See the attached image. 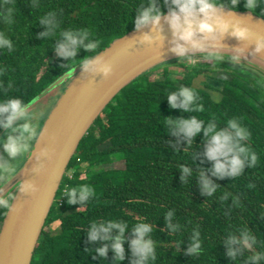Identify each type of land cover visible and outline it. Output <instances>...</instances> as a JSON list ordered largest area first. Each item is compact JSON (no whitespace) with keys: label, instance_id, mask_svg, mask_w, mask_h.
Here are the masks:
<instances>
[{"label":"trees","instance_id":"trees-1","mask_svg":"<svg viewBox=\"0 0 264 264\" xmlns=\"http://www.w3.org/2000/svg\"><path fill=\"white\" fill-rule=\"evenodd\" d=\"M150 0H0V32L15 45L14 51L0 50V99L19 97L25 102L37 97L51 83L75 66L56 54L59 33L69 28H87L93 39L100 40L96 53L83 48L80 60L96 55L110 42L135 28L137 6ZM226 5L230 0H224ZM164 12V0H157ZM227 8H230L226 6ZM9 8H14V23L6 22ZM232 9V8H231ZM235 10H248L244 0ZM54 12L58 24L55 35L42 36L48 30L42 16ZM264 18V0L251 11ZM78 63V62H77ZM70 64L69 67H67ZM182 68L181 76L170 66ZM246 64L224 61L197 63L190 68L178 60L168 61L138 76L124 87L98 115L82 137L64 173L55 199L44 223L31 264H117L109 249L100 258L95 249L103 241L91 242L88 228L93 220L116 218L129 224L125 233V259H136L130 250L134 238L132 225L145 218L154 227L151 234L157 246L154 264H244L247 257L264 251V87L258 86ZM223 74L227 81L215 77ZM9 81L12 86L9 88ZM195 87L202 97L205 112L185 113L173 109L167 93L180 85ZM203 119L213 116L224 121L242 118L252 133L251 147L259 156L255 168L245 167L240 177L220 179L212 175L213 162L204 155L203 133L191 147L182 138L169 135L162 121L167 118ZM220 127H226L220 123ZM3 129H0V133ZM193 170L188 183L181 179L180 165ZM214 184L217 193L203 194L199 171ZM89 183L97 195L87 202L69 205L63 192L67 187ZM251 185V187H250ZM229 193L227 200L220 197ZM239 200V204L236 200ZM174 211L172 232L167 227V213ZM6 210L0 209V225ZM257 243L242 247L236 259L227 255L229 233L239 237L244 227ZM201 233L204 253L187 252L194 231ZM117 233L114 230L112 236ZM260 264H264L261 261Z\"/></svg>","mask_w":264,"mask_h":264},{"label":"clouds","instance_id":"clouds-1","mask_svg":"<svg viewBox=\"0 0 264 264\" xmlns=\"http://www.w3.org/2000/svg\"><path fill=\"white\" fill-rule=\"evenodd\" d=\"M240 3L241 0H230L229 5H226L224 0H164V7L167 8V13H165L161 7L157 6V0H150L146 7L143 4L137 6L134 19L135 28L139 30L151 25L159 32L163 18L172 31L173 39L170 50L190 68L195 67L199 59L213 61L216 65L224 61H229L232 65L243 64L247 60L244 48L225 49L221 43L226 34L239 41H251L253 38L247 26L239 22L233 23L224 15L223 10L226 6L236 9ZM257 4L258 0H244V7L249 11H254ZM37 6L36 0H33V7ZM13 13L14 8H9L5 17L8 24L14 23ZM54 17V12H48L41 17L40 22L48 28L47 31L41 33L42 36L56 34L58 24ZM59 36L60 41L55 48L59 57L71 61L75 66L78 65L85 72L99 71L105 76L112 73V65L98 59L96 55L76 59L81 48L96 53L100 47V40L93 39L89 29L69 28L60 32ZM142 40L150 43L153 37L145 34ZM14 47L13 42L3 32H0V50H7L11 53ZM260 56H264V39L255 40L253 59L260 60ZM69 66L70 64L67 67ZM245 69L251 73L258 86L264 87V71L250 62L242 70ZM3 71L4 69H0V74ZM74 71L75 67H71L69 74ZM215 78L224 81L228 79L223 74ZM11 86L12 81H9L8 87ZM0 90H3L7 96L3 84H0ZM167 100L171 108L182 109L185 113L203 114L205 112L202 97L195 87L182 84L167 93ZM36 103L35 98L27 102L19 97L0 99V129L4 130L3 135H0V147L9 158L0 162V187L8 185L17 176L24 160L31 153L34 142L42 133L39 121L43 120L46 114L30 111ZM221 122L225 123L226 127H220ZM162 124L169 135L182 137L189 147L192 146L195 138L203 133L204 155L213 162L210 171L215 177L237 178L243 174L245 167L255 168L258 164L259 156L250 144L252 133L240 117L232 116L220 121L215 116L206 120L193 115L187 118H167L162 121ZM180 171L181 179L187 184L193 170L181 164ZM199 181L203 194L211 197L217 193L219 185L208 179L202 169L199 171ZM29 190L35 192L36 188L32 184L20 182L11 191L0 194V209L10 210L13 207L15 192ZM63 195L67 196V203L72 205L83 204L95 197L97 193L94 186L83 183L67 187ZM229 195L225 192L220 198L227 200ZM236 203L239 204L238 199ZM174 215V211L167 213V227L172 232L178 230V225H173L171 222ZM128 229L127 222L116 218L93 220L88 228V239L91 242H104L101 247L95 249V253L100 258L106 257L111 249L117 264H121L125 259L124 241ZM114 230L117 234L112 236ZM153 231V225L145 218L135 220L132 225L134 238L129 245L132 255L136 258L132 264H154L156 261L157 246L151 237ZM200 236L201 233L198 230L194 231L192 244L187 249V252L193 256H200L204 253ZM226 243L228 245L227 255L236 259L242 247L234 248L233 245L252 247L257 243V238L245 226L240 229L239 237L234 233H229ZM261 246L264 247V244ZM261 261H264V251L247 257L244 264H260Z\"/></svg>","mask_w":264,"mask_h":264},{"label":"water","instance_id":"water-1","mask_svg":"<svg viewBox=\"0 0 264 264\" xmlns=\"http://www.w3.org/2000/svg\"><path fill=\"white\" fill-rule=\"evenodd\" d=\"M226 18L247 26L251 41H239L225 35V49L244 48L248 62L264 71V56L253 59L256 39H264V18L249 10L224 8ZM167 13V12H165ZM157 32L151 25L133 28L113 39L96 54L111 64L109 76L102 72H85L75 67L57 78L35 99L67 81L52 109L41 124L42 133L33 144L31 153L17 176L0 194L11 191L20 182L32 184L36 191H16L13 207L6 211L0 227V264H31L44 223L68 164L80 140L110 101L138 76L163 63L179 58L170 50L172 31L164 19ZM145 34L153 40L143 42ZM258 55V54H256Z\"/></svg>","mask_w":264,"mask_h":264},{"label":"rangeland","instance_id":"rangeland-1","mask_svg":"<svg viewBox=\"0 0 264 264\" xmlns=\"http://www.w3.org/2000/svg\"><path fill=\"white\" fill-rule=\"evenodd\" d=\"M178 61H180V59H178ZM205 61H208V60L199 59L198 63L205 62ZM170 69L171 70H177L178 71L177 75L181 76L180 71H182V68L180 66L172 65V66H170ZM66 84H67V81L58 85L57 87H55L54 89H52L51 91H49L48 93L43 95L41 98L37 99V103L35 105H33L32 109H30V111L32 110V111H36V112L45 113L46 114L44 117V119H45L46 116L48 115V113L50 112V110L52 109L53 105L55 104L56 100L58 99L59 95L63 91ZM44 119L39 121L40 126H41L42 122L44 121ZM3 133H4V130L0 133V135H3ZM8 159L9 158H8L7 154L4 152L3 148L0 147V162H3L4 160H8ZM0 227H1V225H0Z\"/></svg>","mask_w":264,"mask_h":264}]
</instances>
